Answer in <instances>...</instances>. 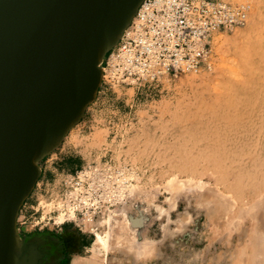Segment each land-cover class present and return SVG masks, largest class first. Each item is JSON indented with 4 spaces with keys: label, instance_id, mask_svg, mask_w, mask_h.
I'll list each match as a JSON object with an SVG mask.
<instances>
[{
    "label": "rangeland",
    "instance_id": "rangeland-1",
    "mask_svg": "<svg viewBox=\"0 0 264 264\" xmlns=\"http://www.w3.org/2000/svg\"><path fill=\"white\" fill-rule=\"evenodd\" d=\"M249 1L246 24L213 33L210 68L102 83L41 161L28 204L45 211L67 173L125 168L126 202L98 232L107 246L85 232L98 264H264V0Z\"/></svg>",
    "mask_w": 264,
    "mask_h": 264
},
{
    "label": "water",
    "instance_id": "water-1",
    "mask_svg": "<svg viewBox=\"0 0 264 264\" xmlns=\"http://www.w3.org/2000/svg\"><path fill=\"white\" fill-rule=\"evenodd\" d=\"M142 2L0 0V264H38L37 250L23 252L18 215L72 128L38 165L34 156L88 103L100 45L105 60Z\"/></svg>",
    "mask_w": 264,
    "mask_h": 264
},
{
    "label": "built area",
    "instance_id": "built-area-1",
    "mask_svg": "<svg viewBox=\"0 0 264 264\" xmlns=\"http://www.w3.org/2000/svg\"><path fill=\"white\" fill-rule=\"evenodd\" d=\"M251 13L249 0H143L118 45L105 57L103 83L142 86L166 74L210 68L213 33L243 26ZM125 172L105 162L67 173L53 208L31 205L28 214H19L18 230L26 225L61 231L74 224L97 236L126 202Z\"/></svg>",
    "mask_w": 264,
    "mask_h": 264
},
{
    "label": "crops",
    "instance_id": "crops-1",
    "mask_svg": "<svg viewBox=\"0 0 264 264\" xmlns=\"http://www.w3.org/2000/svg\"><path fill=\"white\" fill-rule=\"evenodd\" d=\"M28 203L29 201L27 199L23 204V206L21 207L20 216H23L24 214H28V211L31 206V204ZM63 228L66 230V232L63 233V238L62 239L60 238V241L62 243L64 242L69 243L68 245L71 246V249H69L68 251V257L65 264H98L94 255L89 252L91 246L90 235L80 230L74 224H66ZM32 229L33 228L29 226L22 225V229L19 230V232L20 234L28 233ZM52 244L54 245L56 243L49 239H42L39 241V243L37 242L33 244L34 247L33 251L37 250L41 256V254H43L41 250L45 247H51Z\"/></svg>",
    "mask_w": 264,
    "mask_h": 264
},
{
    "label": "flooded vegetation",
    "instance_id": "flooded-vegetation-1",
    "mask_svg": "<svg viewBox=\"0 0 264 264\" xmlns=\"http://www.w3.org/2000/svg\"><path fill=\"white\" fill-rule=\"evenodd\" d=\"M65 232L66 230L64 228L59 232L43 228L32 229L28 233H21V236L24 238L23 252L33 251V244L39 243L42 239H49L56 244H52L51 247H45L41 250L43 254H41L38 264H65L68 251L71 249V246L68 245L69 243H62L60 241V238H63V233Z\"/></svg>",
    "mask_w": 264,
    "mask_h": 264
},
{
    "label": "bare ground",
    "instance_id": "bare-ground-1",
    "mask_svg": "<svg viewBox=\"0 0 264 264\" xmlns=\"http://www.w3.org/2000/svg\"><path fill=\"white\" fill-rule=\"evenodd\" d=\"M260 30V29H259ZM220 32V31H219ZM259 33V32H258ZM214 36V35H213ZM212 41V40H211ZM105 49L103 46V43L100 45V50H99V57H98V62H97V66L102 69V71H100L99 74V81H98V85L96 86V88L93 90L92 95L89 98L88 103L81 109V111L65 126L61 129V134L54 137L53 139H51L48 144L41 150H38L34 156L33 162L35 165H38V160H40L41 158H43L44 156H46V154L50 153V151L52 152L53 148H56L62 138L65 136V134L67 132H69V130L71 128H73L77 122L79 121V119L81 118V116L83 115V111L86 110V108L94 101V99L96 98V96L98 95L99 89L102 86L103 83V78H104V71H103V62H104V58H103V53H104ZM163 77V76H162ZM122 85V84H121ZM254 98V97H253ZM247 102V101H246ZM256 102V101H255ZM71 131V130H70ZM56 151V150H55ZM41 201V200H40ZM49 203V202H48ZM51 203V202H50ZM43 204V203H42ZM31 207V206H30ZM21 210V209H20ZM20 213V212H19ZM19 216V215H18ZM140 220V219H139ZM18 221V220H17ZM132 222V221H131ZM23 232V231H22ZM96 243L100 245H106L107 246V237H105L104 235L98 233L97 235V240Z\"/></svg>",
    "mask_w": 264,
    "mask_h": 264
}]
</instances>
